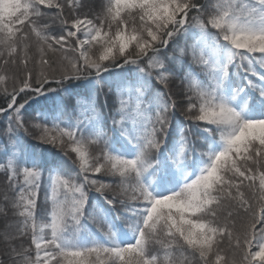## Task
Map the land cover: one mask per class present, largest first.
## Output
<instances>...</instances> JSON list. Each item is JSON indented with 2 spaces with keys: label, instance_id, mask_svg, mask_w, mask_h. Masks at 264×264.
Returning a JSON list of instances; mask_svg holds the SVG:
<instances>
[{
  "label": "snow or ice",
  "instance_id": "6c2138e0",
  "mask_svg": "<svg viewBox=\"0 0 264 264\" xmlns=\"http://www.w3.org/2000/svg\"><path fill=\"white\" fill-rule=\"evenodd\" d=\"M0 99V264H264V0H0Z\"/></svg>",
  "mask_w": 264,
  "mask_h": 264
},
{
  "label": "trees",
  "instance_id": "16d2710c",
  "mask_svg": "<svg viewBox=\"0 0 264 264\" xmlns=\"http://www.w3.org/2000/svg\"><path fill=\"white\" fill-rule=\"evenodd\" d=\"M89 2L98 5L100 3V0H89ZM9 87H10V85H9ZM51 87H56V85L53 84V85H51ZM34 99H35V97H34ZM102 99H103V97H102ZM18 100H20V102H23L20 99V97H18ZM2 103H3V100L0 99V104H2ZM32 107L35 108V107H38V105L33 104ZM29 111L31 112V109H29ZM110 112H111V104L109 103V104H107L104 107V115L107 118V122H108L109 126L111 125ZM33 143L36 145L34 150H35L38 158H40V159H42L44 161H47V162H51L54 158L55 159H61V157L59 155H56L54 157L53 152L50 150L49 146L41 145V144H39L36 141H33ZM46 178L47 177L45 176V179ZM108 179H110V178H108ZM6 183L7 182H6V178H5V173L3 172V170H0V193L5 191ZM44 204H45V194H44V192L42 190L41 193H40V199L38 201V220L46 219L45 217L41 216L40 212H39V208L42 207ZM10 222H11L10 219H9V221H5L2 217H0V231H3L4 227H5V224L6 223H10ZM87 225L93 231H97L98 232L99 226L96 223H94L91 219L87 220ZM25 246H28V241L25 242Z\"/></svg>",
  "mask_w": 264,
  "mask_h": 264
}]
</instances>
